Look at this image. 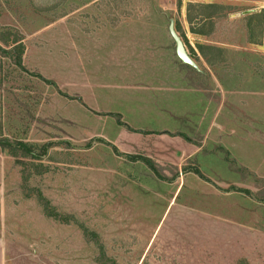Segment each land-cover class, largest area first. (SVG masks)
I'll return each mask as SVG.
<instances>
[{
	"label": "rangeland",
	"instance_id": "rangeland-1",
	"mask_svg": "<svg viewBox=\"0 0 264 264\" xmlns=\"http://www.w3.org/2000/svg\"><path fill=\"white\" fill-rule=\"evenodd\" d=\"M210 3L223 6L212 24L199 15ZM73 11L134 13L135 28H167L173 18L174 27L207 34L197 38L222 47L227 61L264 64V24L260 34L258 17L252 18L261 11L264 16V0H0L3 133L10 140L51 143L34 162L46 171L27 180L23 166L0 149V264H264V175L230 171L217 157L206 158L214 171L203 176L192 159L178 165L149 157L155 172L128 156L158 154L142 145L147 137L153 145L160 133L142 132L140 147L117 146L105 117L89 114L78 125L76 114L55 108L56 91L47 92L51 86L36 76H47L46 53L30 50L33 43L60 40L61 24L50 32L42 28ZM139 13L164 15L156 21L139 19ZM194 160L206 170L200 157ZM192 167L195 175L179 173ZM38 192L77 223L46 216Z\"/></svg>",
	"mask_w": 264,
	"mask_h": 264
},
{
	"label": "crops",
	"instance_id": "crops-1",
	"mask_svg": "<svg viewBox=\"0 0 264 264\" xmlns=\"http://www.w3.org/2000/svg\"><path fill=\"white\" fill-rule=\"evenodd\" d=\"M161 14L138 16L158 21ZM60 17V23L41 31L61 24L60 40L33 43L30 51L46 53L45 78L52 81L47 92L56 91L54 104L62 115L76 114L78 125L86 124L89 114L105 117L117 146L126 141L128 147H140L139 131L160 133L156 143L150 145L147 137L142 145L156 148L158 154L146 155L156 162L181 165L192 159L205 175L214 171L206 158L217 157L225 159L230 171L264 175V64L227 61L222 47L197 38L207 34L174 27L192 66L177 56L168 27L135 28L134 13L73 11ZM198 157L205 171L194 160ZM179 170L195 175L194 167ZM0 185H5L4 172Z\"/></svg>",
	"mask_w": 264,
	"mask_h": 264
},
{
	"label": "trees",
	"instance_id": "trees-1",
	"mask_svg": "<svg viewBox=\"0 0 264 264\" xmlns=\"http://www.w3.org/2000/svg\"><path fill=\"white\" fill-rule=\"evenodd\" d=\"M201 11L199 12V15L201 16V18H203V20H208L211 24L214 16H218L220 15V9L223 8L222 5L216 4V3H210V4H206V5H202L201 6ZM203 8H207L209 10H211L209 13H205L203 11ZM248 16H252V15H248ZM258 17V26L259 28V33L262 34L263 32V24H264V16H263V12L261 11L260 13H255L253 15L252 18H256ZM250 24V23H249ZM250 31L252 32V28H250ZM256 40V39H255ZM254 39H250L249 42H253V43H257L258 41H255ZM20 44V43H18ZM217 52L216 54L220 53V49L216 48ZM0 50H2V48L0 47ZM4 50V49H3ZM19 51L22 52V46L19 48ZM21 57L18 56V58L16 59V63L20 66H22L21 64ZM36 76H38L39 78L43 79L44 81H46L47 83H52V81L45 79L41 74H36ZM63 94V93H61ZM120 124H124L125 123L119 121ZM129 129L134 130L132 128H130L128 125H126ZM135 131V130H134ZM139 132H143V133H148L146 131H139ZM185 139H189L185 134H182ZM51 147V143L47 142V143H43V144H37V143H31L28 141H24L21 139H14V140H10L7 136L4 135L3 133V128H2V124L0 121V149L1 151H5L7 152L9 155L14 157V162L16 164H20L23 166V180H27L28 177L31 174H42L43 172L46 171V168H40L42 165L41 164H37L34 163L35 160H39L42 158V156H44L48 149ZM116 149V147H114ZM130 158H138L144 162H146L150 167H152V169L156 172L157 170L155 169L152 160L147 157V156H143V155H139V157L136 156H128ZM195 172L198 173V175L203 176L198 169H195ZM39 202L42 204L43 206V212L46 216L53 218L54 220H57L59 222H63V223H69L71 220H73L74 222L77 223V220L73 219L72 216L69 215H62L60 213H58L54 207H52L50 205L49 200L43 196V194L41 192L37 193ZM83 230L84 233L87 232V229L82 225L79 224Z\"/></svg>",
	"mask_w": 264,
	"mask_h": 264
},
{
	"label": "water",
	"instance_id": "water-1",
	"mask_svg": "<svg viewBox=\"0 0 264 264\" xmlns=\"http://www.w3.org/2000/svg\"><path fill=\"white\" fill-rule=\"evenodd\" d=\"M168 29L169 32L171 34V36L173 37L174 41H175V50H176V54L177 56L185 63L190 64L192 66L195 65V63L193 62V60L190 58V56L187 54L184 45L181 41V39L179 38V36L176 34L175 30H174V21L173 19L169 20V25H168Z\"/></svg>",
	"mask_w": 264,
	"mask_h": 264
}]
</instances>
